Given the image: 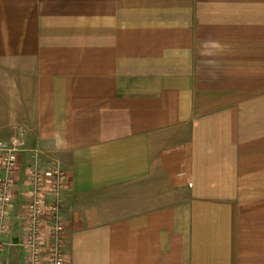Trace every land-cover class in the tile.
<instances>
[{
    "label": "crops",
    "instance_id": "1",
    "mask_svg": "<svg viewBox=\"0 0 264 264\" xmlns=\"http://www.w3.org/2000/svg\"><path fill=\"white\" fill-rule=\"evenodd\" d=\"M0 141L8 240L59 168L68 264H264V0H0Z\"/></svg>",
    "mask_w": 264,
    "mask_h": 264
},
{
    "label": "built area",
    "instance_id": "2",
    "mask_svg": "<svg viewBox=\"0 0 264 264\" xmlns=\"http://www.w3.org/2000/svg\"><path fill=\"white\" fill-rule=\"evenodd\" d=\"M14 143L0 141V254L9 247L23 252L25 264H68L64 252V226L60 194L65 176L59 168L49 173L28 169L24 175L25 206L20 240H8V218L19 181Z\"/></svg>",
    "mask_w": 264,
    "mask_h": 264
}]
</instances>
